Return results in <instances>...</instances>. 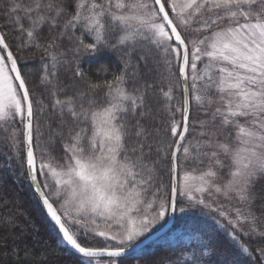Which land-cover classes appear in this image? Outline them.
<instances>
[{
  "label": "snow or ice",
  "instance_id": "snow-or-ice-1",
  "mask_svg": "<svg viewBox=\"0 0 264 264\" xmlns=\"http://www.w3.org/2000/svg\"><path fill=\"white\" fill-rule=\"evenodd\" d=\"M0 11L21 41L14 51L0 31V125H12L13 157L23 161L58 241L80 264H119L158 225L197 210L226 220L217 223L240 254L264 264V247L253 260L240 239H264L252 208L254 186L264 179V0H4ZM118 47L128 49L127 59L111 80L88 79L70 92L73 85L60 79L62 65L86 77L85 57ZM26 48L44 53L40 83L49 104L31 92V72L19 59ZM152 73L167 82L158 88L155 114L147 102L155 82L127 87L129 75ZM179 86L182 104H174ZM193 103L204 119L190 120ZM49 108L56 117L49 145L60 140L59 160L39 139L38 116ZM196 124L202 139L185 143ZM213 194L241 207L224 211ZM24 215L17 210L0 224L26 231L16 218ZM210 250L184 248L175 264H207Z\"/></svg>",
  "mask_w": 264,
  "mask_h": 264
},
{
  "label": "trees",
  "instance_id": "trees-1",
  "mask_svg": "<svg viewBox=\"0 0 264 264\" xmlns=\"http://www.w3.org/2000/svg\"><path fill=\"white\" fill-rule=\"evenodd\" d=\"M4 0H0V8H2ZM71 10V8H70ZM2 11H0V29L7 33L9 43L15 46L20 44L21 41L16 39V33L9 27L5 26V21L2 18ZM79 33H77L78 35ZM115 43V35L111 37ZM68 48L67 41L62 45ZM143 47V45L138 46ZM127 48L118 47L116 50H106L99 56L85 57L81 63L83 71L87 74L86 77L75 78L73 73L75 65H62L59 68V77L64 83L72 84L73 87L69 91L82 90L85 88L86 81L91 79L93 82H103L111 80L114 74H119L123 68L124 62L127 59L125 53ZM44 56L42 51L34 48L23 49L19 53V59L26 65V70L31 72L29 85L32 94L37 98L44 99L45 104L50 103V97L40 83L42 75L41 58ZM68 60L72 59V52H67ZM47 62V60H45ZM135 59L133 63H135ZM107 67V72L101 69V66ZM131 73L132 69H128ZM141 72H143V63L141 62ZM144 80L155 82L157 87L151 91L147 97V102L151 105L152 111L155 114L160 107L158 88L167 87L166 81H161L155 73L149 76L141 75L140 78L133 80L131 75L128 78L127 87L131 90L134 86H140ZM179 86L174 92V104H182L183 96ZM102 91L99 95H102ZM35 108V105H34ZM160 119L164 118V114H160ZM179 118V117H178ZM205 117L202 110L198 108L195 103L192 104L191 121H199ZM40 129L42 135L40 141L49 146L52 155L59 160L63 156L62 145L59 139L52 145H49V136L51 130L56 128V117L52 114L49 108L43 115L38 116ZM163 127L162 125H160ZM17 129L20 128L16 124ZM7 128L8 131L4 129ZM12 125H0V219L10 216L17 210L25 213L24 216H17L16 218L23 224L26 231H22L20 226L12 227L8 224H0V264H80V256L75 251L71 250L66 244L57 239L56 229L50 222L47 214L43 210L37 195L31 186L27 172L21 167L23 161H18L13 157V149L7 137L10 135ZM201 131L199 124L191 130V134L187 137L185 143L194 142L202 139L198 136ZM225 132L220 139L227 136ZM193 151H195L193 149ZM23 155V152H21ZM9 157H12L9 160ZM207 166V161L202 167ZM227 172V169H224ZM223 175V173H222ZM165 181L168 177L165 175ZM257 193V199L253 202L252 208L256 216L259 218L257 221V228L264 231V179H260L254 186ZM215 201L223 206L224 211H229L230 208L241 207L236 200H227L222 195L213 194ZM206 199H211L205 194ZM5 201L7 203L5 204ZM216 202L213 207H216ZM182 206V205H178ZM215 217V218H214ZM226 223L215 213L209 215L207 211L200 213L198 210L189 219L181 218L169 229L170 232L176 228H183L188 234L189 239H180L175 242L161 241L159 237L157 240L146 245L142 249L126 255L119 261V264H175L180 252L184 248H199L202 244L210 245V251L205 252L207 257V264H252L247 255H241L236 247H234L231 237L226 234L220 224ZM163 225L157 226L153 232L160 229ZM244 229H248V225H243ZM202 235L194 236L193 232ZM239 235V233H237ZM241 241L249 246L253 252V260H258L256 249L264 247V239L254 236L251 239L240 235ZM14 246L16 251H14ZM182 260L184 258H181Z\"/></svg>",
  "mask_w": 264,
  "mask_h": 264
},
{
  "label": "rangeland",
  "instance_id": "rangeland-1",
  "mask_svg": "<svg viewBox=\"0 0 264 264\" xmlns=\"http://www.w3.org/2000/svg\"><path fill=\"white\" fill-rule=\"evenodd\" d=\"M159 226V225H158ZM190 234H188L183 228H176L165 234L160 238L161 241L175 242L180 239H189Z\"/></svg>",
  "mask_w": 264,
  "mask_h": 264
},
{
  "label": "water",
  "instance_id": "water-1",
  "mask_svg": "<svg viewBox=\"0 0 264 264\" xmlns=\"http://www.w3.org/2000/svg\"><path fill=\"white\" fill-rule=\"evenodd\" d=\"M0 31H2V30L0 29ZM191 110H192V105H191ZM191 110H190V120H191ZM36 195H37V194H36ZM37 198H38V200H39L38 195H37ZM39 202H40V200H39ZM40 204H41V202H40ZM41 206H42V204H41ZM42 208H43V206H42ZM43 210L45 211L44 208H43ZM45 213H46V211H45ZM172 225H173L172 223H169V224H167V225L162 226V227H161L160 229H158L157 231L153 232V234H152V236H151V240L145 241V244H144V245H141V248H140V249H142V248L145 247L146 245L150 244L151 242L157 240L159 237L163 236L166 232L169 231V229L172 227ZM68 247L70 248V246H68ZM70 249H71V248H70ZM71 250H73V249H71ZM73 251H74V250H73ZM131 253H134V252H130V253H128V254H131ZM128 254H127V255H128Z\"/></svg>",
  "mask_w": 264,
  "mask_h": 264
}]
</instances>
